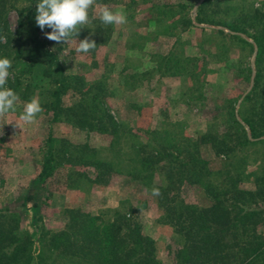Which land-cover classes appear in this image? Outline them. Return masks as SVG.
<instances>
[{
	"label": "rangeland",
	"instance_id": "obj_1",
	"mask_svg": "<svg viewBox=\"0 0 264 264\" xmlns=\"http://www.w3.org/2000/svg\"><path fill=\"white\" fill-rule=\"evenodd\" d=\"M37 2L0 0V37L4 38L0 58L12 62L6 87L12 89L19 82L20 97L16 110L0 118V229L11 233L0 251L10 253L19 244L33 264L38 258L46 259L44 264H75L57 258L44 234L78 233L85 225L80 216H99L117 220L122 229L138 224L159 264H181L178 210L185 203L207 209L212 198L204 184L209 181L233 191L226 200L236 203L237 216L246 210L262 211L252 218L254 224H248L247 229L255 230L235 241L254 236L264 240V135L252 138L241 118L247 115L257 131L264 129V113L256 100L245 102L256 65L264 67L252 38L257 28L249 26L254 23L253 10L264 12V0H96L89 9L90 23L76 38L95 42L96 48L87 54L76 53L74 43L57 44L45 37L51 29L41 31L36 25ZM98 5L122 9L127 24L104 25ZM21 12L28 15L22 26ZM224 22L245 25L246 32L231 31ZM34 35L44 41L53 58L43 54L30 67L29 56H14L33 42ZM166 63L169 70L159 71ZM47 69L53 70L49 77L43 73ZM61 73L67 88L53 118L51 93ZM261 93L259 101L264 100ZM33 97L39 98L43 111L26 124L18 117L23 103ZM92 105L99 111L91 113ZM80 108L86 110L84 124L74 122ZM233 109L254 143L230 147L219 155L211 142L201 145L199 155L212 171L204 170L202 181L170 180L157 169L152 180L142 181L140 158L156 141L164 143L163 129L174 133L176 143L183 136L195 138L208 132L241 134L230 123ZM9 120L14 121L7 124ZM50 150L54 167L42 182L39 173ZM153 187L160 189L161 196H151ZM29 195L32 198L26 200ZM76 212L77 219L72 216ZM232 243L230 238L220 241L224 250Z\"/></svg>",
	"mask_w": 264,
	"mask_h": 264
},
{
	"label": "trees",
	"instance_id": "obj_2",
	"mask_svg": "<svg viewBox=\"0 0 264 264\" xmlns=\"http://www.w3.org/2000/svg\"><path fill=\"white\" fill-rule=\"evenodd\" d=\"M203 5L200 6V10L203 8ZM27 16L24 12L20 13L21 26L27 24L23 21ZM254 19L257 20V23H255ZM196 20L198 22H205L202 18H197ZM250 20L254 23L249 24V26L254 24L257 28L252 38L257 47L258 62L261 59L264 61V12L259 13V11L253 10ZM208 23L214 22L208 21ZM187 25L193 26L191 21H188ZM222 25L231 31L246 32L245 25L225 22ZM23 54L29 56L30 61L28 64L30 67L35 66L43 54L51 55L50 58H53L52 53L45 49L44 41L36 35H34L33 42L30 45L16 50L14 58L17 59ZM160 65L161 62L159 63ZM57 67L60 68L58 62H56ZM162 70H169L168 63L165 64V68H159V71ZM52 71L47 69L43 73L49 77ZM263 74L264 67L256 65L253 87L246 96L245 102L246 100H256V102L254 101L255 104L257 103L260 110L264 113V100L259 101V98L261 99L263 94L261 91H264V84H260L264 76ZM54 82L56 87L51 93L53 100L51 101L50 111L53 114V118H56L61 107V98L67 88V81L61 73L59 78L54 79ZM16 84L12 88L15 92L19 86V82ZM27 90L28 87L25 86L24 92ZM256 98H258V101ZM98 108V106L94 105L90 112L94 113L95 110L97 112V110L99 111ZM86 118V110L80 108L77 114L74 115V122L76 120L78 124H84ZM241 118L248 125L252 138L264 135V129L257 131L254 121L247 117V115H241ZM229 119L232 126L237 125L241 129V134L235 132L232 135L227 132L219 135L218 133L208 132L195 138L183 136L181 144L175 142L174 133H171L170 129H163L161 133L164 134L162 139L164 143L159 144L156 141L153 149L140 158L138 172L142 175V181L152 180L155 177L156 169L161 170L170 180L173 178L178 180V177L180 178L179 182L202 181L204 170L210 173L212 171L209 168L207 169L209 162L199 155L201 145L211 142V147L219 155L228 153L230 147H240L254 143L242 127L241 122L237 119L234 109L230 113ZM51 140L52 138L49 137L48 141ZM231 143L232 145H228ZM52 157L53 155L50 150L43 160L39 173L42 182H45L52 175L54 167ZM204 185L206 192L212 198V202L207 209L202 210L194 204L185 203L178 210L177 218L180 227L177 232L181 242H183L179 251L180 263L264 264V240L254 236L253 239L242 241L241 243L235 241L238 235L246 234L248 230H255L254 227L247 229L248 224H254L255 221L252 218L258 216L262 211L246 210L241 216H237L234 212L235 208H237L236 203L228 204V200H226L228 194L233 195V191L222 188V184L219 186L214 185L211 181ZM233 188L236 191L234 183ZM31 198L32 196L29 195L26 200ZM234 201L237 202L238 200L234 198ZM77 213L72 214L75 219L79 218V214ZM80 218H83L85 225L82 231H78V233L73 230L62 231L60 233L46 232L44 234L49 248L57 254V258L59 257V259L65 262H74L75 264H159L153 257L152 251L146 246V238L138 224H133L132 226L126 224L125 229H122L120 222L117 220L104 221L99 216L88 217L85 215L80 216ZM184 222H186V225ZM10 236V232L0 229V247L3 245V242L11 238ZM225 238L233 240L232 246L228 250H224L220 244V241ZM26 256L25 258L23 255L22 246L17 244L14 245L10 253L0 251V264H33L31 263L32 257L30 253L27 252ZM44 263H46V259L38 258L35 264Z\"/></svg>",
	"mask_w": 264,
	"mask_h": 264
},
{
	"label": "clouds",
	"instance_id": "obj_3",
	"mask_svg": "<svg viewBox=\"0 0 264 264\" xmlns=\"http://www.w3.org/2000/svg\"><path fill=\"white\" fill-rule=\"evenodd\" d=\"M96 3V0H38L36 3L35 23L43 31L45 27L51 29L44 33L45 37L57 44H75V52L87 54L96 48L94 41L85 37L77 42L80 30L90 23L89 9ZM259 7V4L256 5ZM97 15L104 25H125L127 24L126 13L122 10L112 11L106 5H98ZM4 38L0 37V40ZM66 56L69 52L65 51ZM12 62L8 58H0V118L7 116L16 110L20 101L19 95L6 84L10 76L9 69ZM43 111L38 97H33L22 105V112L18 120L30 124L35 121L38 114ZM14 120L7 122L11 123ZM15 126L17 123L15 121ZM0 131V135H2ZM153 197L161 196L159 188L153 187L150 190Z\"/></svg>",
	"mask_w": 264,
	"mask_h": 264
}]
</instances>
